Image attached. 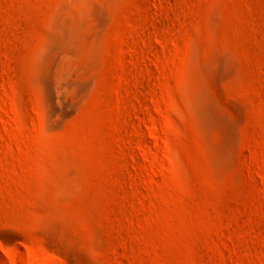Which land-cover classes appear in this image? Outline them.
Returning <instances> with one entry per match:
<instances>
[{"label":"rangeland","instance_id":"rangeland-1","mask_svg":"<svg viewBox=\"0 0 264 264\" xmlns=\"http://www.w3.org/2000/svg\"><path fill=\"white\" fill-rule=\"evenodd\" d=\"M0 245L264 264V0H0Z\"/></svg>","mask_w":264,"mask_h":264},{"label":"bare ground","instance_id":"bare-ground-1","mask_svg":"<svg viewBox=\"0 0 264 264\" xmlns=\"http://www.w3.org/2000/svg\"><path fill=\"white\" fill-rule=\"evenodd\" d=\"M211 107V106H210ZM203 109V108H202ZM208 119V118H207ZM0 250L5 254V255H8V252L5 248H3L1 245H0Z\"/></svg>","mask_w":264,"mask_h":264}]
</instances>
